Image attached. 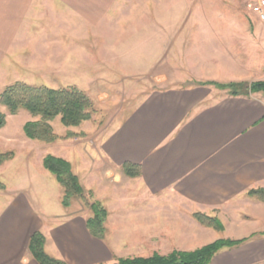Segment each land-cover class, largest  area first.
Listing matches in <instances>:
<instances>
[{
	"label": "crops",
	"instance_id": "1",
	"mask_svg": "<svg viewBox=\"0 0 264 264\" xmlns=\"http://www.w3.org/2000/svg\"><path fill=\"white\" fill-rule=\"evenodd\" d=\"M11 1H19L13 17L24 21L25 32L18 36L15 24L0 32V75L11 66L24 74L75 73L92 64L93 42H108L102 28L109 21L134 25L135 16L125 18L124 12L170 6L157 7L156 0ZM45 17L49 31L39 23ZM147 26L155 27V20ZM129 36L139 41L138 34ZM101 155L117 170L110 171L116 181L126 177L127 186H134L131 193L118 181L107 188L114 193L103 200L109 211L106 237L94 236L89 217L70 212L73 205L48 213L22 194L0 211V264H40L29 247L36 231L44 234L46 251L68 264L166 255L221 238L249 239L220 250L211 264H264V201L248 195L251 188L264 187L263 92L235 96L197 81L155 89L105 137ZM127 162L140 165L141 176H126L121 166ZM198 211L219 217L224 229L203 225L194 216Z\"/></svg>",
	"mask_w": 264,
	"mask_h": 264
},
{
	"label": "rangeland",
	"instance_id": "2",
	"mask_svg": "<svg viewBox=\"0 0 264 264\" xmlns=\"http://www.w3.org/2000/svg\"><path fill=\"white\" fill-rule=\"evenodd\" d=\"M256 1L156 0L157 7L164 3L170 6L155 12H124L125 18L135 16L134 25L126 21L122 27L120 23L116 25L109 21L108 26L102 28L108 42L92 43L93 57L89 67L77 69L75 73L42 75L40 71L39 74H24L25 71L11 66L7 75L1 74L0 94L16 81L55 89L77 86L92 101L94 112L90 119L79 125H65L62 115L53 118L50 122L60 140L51 144L29 138L25 133V124L39 120L40 116H34L25 109L11 114L1 106L7 113V123L0 128V152L13 150L15 157L0 165V179L6 185V189H0V211L7 210L9 200L22 194L29 196L32 204L48 213L65 210L64 188L44 166V158L49 154L69 161L84 187V196L73 198L70 212L92 217L91 204L100 201L105 206L104 198L114 193L107 188L117 181L122 182V191L128 187L127 193H131L134 186H127V181H123L128 178L116 181L110 172L117 170L102 157V141L155 89L174 84L188 85L195 81L251 83L264 80V22L252 12ZM2 2L0 32L15 24L19 25L16 34L22 36L24 21L15 22L13 17L19 1ZM109 14L115 16L117 12ZM151 19L155 20V27L147 26ZM39 23L50 30L49 17L40 18ZM148 31L155 32V42L147 36ZM30 34L37 33L33 31ZM131 34H138L139 41H130ZM193 69L196 75H193ZM211 69L212 72L207 74L206 70ZM16 70L21 74H15ZM198 70L206 72L197 74ZM212 86L215 90H223ZM225 90L229 92V89ZM41 168L49 171V175H42Z\"/></svg>",
	"mask_w": 264,
	"mask_h": 264
},
{
	"label": "trees",
	"instance_id": "3",
	"mask_svg": "<svg viewBox=\"0 0 264 264\" xmlns=\"http://www.w3.org/2000/svg\"><path fill=\"white\" fill-rule=\"evenodd\" d=\"M197 83L200 85H215L223 90L229 89V93L235 96H250L256 92L264 93V80L251 83H221L216 81H197ZM1 106H5L11 114H16L18 111L25 109L34 116H40L39 120L28 121L24 126V130L29 138L47 143H53L60 138L50 122L56 116L62 115V121L65 125H79L82 121L90 119L94 112L92 101L77 86L55 89L48 85H33L25 81H16L1 92L0 128L7 123V113L2 110ZM14 157L15 152L13 150L0 152V165L12 160ZM44 166L56 176L64 188V206H70L73 198L84 196V187L69 161L49 154L44 158ZM121 171L128 177H138L142 174L141 166L130 162L123 164ZM0 189H6L5 183L1 179ZM248 195L264 201V187L251 188ZM91 209L94 215L87 219L88 228L94 236L104 239L108 211L100 201L92 203ZM194 216L207 227L217 230L224 229L223 222L217 216L201 211L195 212ZM248 239L221 238L195 250H174L166 255L155 253L147 257H118L111 264H211L217 252L224 248L237 246ZM45 242L44 234L39 231L34 232L30 238V250L40 264H68L64 259L50 255L45 249Z\"/></svg>",
	"mask_w": 264,
	"mask_h": 264
},
{
	"label": "built area",
	"instance_id": "4",
	"mask_svg": "<svg viewBox=\"0 0 264 264\" xmlns=\"http://www.w3.org/2000/svg\"><path fill=\"white\" fill-rule=\"evenodd\" d=\"M252 12L260 21L264 22V0H257L252 6Z\"/></svg>",
	"mask_w": 264,
	"mask_h": 264
}]
</instances>
